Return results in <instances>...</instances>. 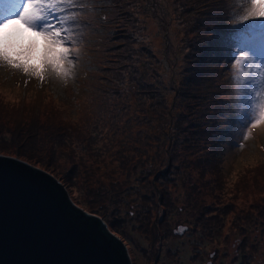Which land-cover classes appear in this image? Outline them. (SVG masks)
<instances>
[{
  "label": "rangeland",
  "instance_id": "1",
  "mask_svg": "<svg viewBox=\"0 0 264 264\" xmlns=\"http://www.w3.org/2000/svg\"><path fill=\"white\" fill-rule=\"evenodd\" d=\"M196 1L204 9L180 23L177 3L195 8ZM79 2L75 18L87 26L76 37L78 59L67 76L41 83L0 68V155L50 170L73 204L88 213L98 209L131 264H264V127L243 148L236 147L235 113L223 105L231 87L224 81L231 72L221 46L231 31L224 0ZM209 43L215 58L212 82L201 76L200 62L195 67L196 57L186 59L191 50L195 56L201 50L200 59ZM203 59L207 62V56ZM121 63L127 65L125 79L109 84L107 78ZM172 77L179 86L190 82L214 91L207 100L187 99L189 108L177 101L180 116L187 115L177 122L183 130L196 134L213 116L214 144L199 142L198 135L191 136V147L176 141L170 173L162 178L160 165L168 158L160 153L165 147L158 140L157 115L164 105L150 103L158 99L152 86L158 82L170 107ZM68 144L79 169L74 186L59 167L72 159ZM88 171L90 181L81 183ZM89 188L107 191L110 199L94 201ZM181 226L188 231L175 234Z\"/></svg>",
  "mask_w": 264,
  "mask_h": 264
},
{
  "label": "snow or ice",
  "instance_id": "2",
  "mask_svg": "<svg viewBox=\"0 0 264 264\" xmlns=\"http://www.w3.org/2000/svg\"><path fill=\"white\" fill-rule=\"evenodd\" d=\"M224 3L231 31L221 46L230 63L236 147L243 148L255 130L264 127V0ZM79 4V0H0V68L41 83L67 76L69 65L78 59L73 54L76 37L87 26L75 18ZM187 231L181 226L175 234Z\"/></svg>",
  "mask_w": 264,
  "mask_h": 264
},
{
  "label": "water",
  "instance_id": "3",
  "mask_svg": "<svg viewBox=\"0 0 264 264\" xmlns=\"http://www.w3.org/2000/svg\"><path fill=\"white\" fill-rule=\"evenodd\" d=\"M0 157V264H131L121 240L53 176Z\"/></svg>",
  "mask_w": 264,
  "mask_h": 264
},
{
  "label": "trees",
  "instance_id": "4",
  "mask_svg": "<svg viewBox=\"0 0 264 264\" xmlns=\"http://www.w3.org/2000/svg\"><path fill=\"white\" fill-rule=\"evenodd\" d=\"M196 3H197V1L193 2L195 8L187 7V4L183 3V2L182 3L181 2L177 3V7H176L177 11L179 10V13H181L179 15L180 17H179V20H178V21H180V23H181V20H183L184 18L185 19L182 21V23H185L186 21H189V19H187L186 16H192V17L195 16L196 17V14H198V11H200L201 9H204V8L197 7ZM197 9H198V11H197ZM206 20H207V23H209L210 18H208ZM193 25H194L195 29L197 28V31L200 30L198 25H196V26H195V24H193ZM209 27L207 26L206 28H209ZM224 28H225V26H224ZM200 32H201V30H200ZM207 34H209V32H207ZM201 39H202V37H201ZM202 41H203L202 44H204L205 41L203 39H202ZM169 44L170 43H167V45H166L167 47L166 48L169 47ZM202 49H203V51L206 52V54L203 55V56H207V59H206L207 62L203 59V56H201L200 59H199V57H197L201 53V50H197L196 51V53H197L196 56L192 54L193 50H191L186 55V59L189 62V58L196 57L197 60H196V63H195V67L197 68L198 64L200 62V65H202V68L199 69L200 71L202 70V72L199 71L201 76L204 77L205 81H209V82L211 81L212 82V76H211L212 70H210V66L215 61V58H214V55H213L214 54L213 53V48L210 46V43H209V44L204 45L202 47ZM119 60H121V59H119ZM156 63H159V62L158 61L154 62V64L157 66ZM130 65H132V64H130ZM164 65L165 66L167 65L165 63V61H164ZM125 66H127V65L121 63V65H119L116 69L114 68L115 72H113V74L112 73L110 74V72H109L111 77L107 78V82L109 84H111L110 80L115 79L118 82V80L122 81L123 79H125V75H126ZM93 69H96L97 71H101L102 72V69H100L98 67L94 66ZM173 69L174 68H172V72H173ZM114 73H116V74H114ZM113 75H114V78L112 77ZM176 75H177V73H176ZM130 76H131V74H130ZM181 79H183V77ZM229 80H230V77L228 78V80L224 79V81H226L227 83L230 82ZM134 81H135V79H134ZM176 81L177 80H174L173 77L171 78V85L170 86L173 87V88L171 87V90L175 93V97L171 101L170 107H169V105L165 104V101H164L165 98H164V95H163L162 92H163V89H165V88L164 87L162 88L161 84H159L158 82L153 83V85L151 84L153 86V92L156 93L155 96L158 99L154 100V102H151L150 105L153 106V107L156 105L158 108H159L160 104L164 105L163 109L157 115L158 116V120H160L158 122V125H159L158 126L159 127L158 131L160 132L159 133L160 137L158 138V140H160L163 143V148L165 147L163 150H160V153L164 154L168 158V161L166 162V164L160 165L161 166V168L159 169L160 170V177H162V178H166L164 175L168 176V174L170 173L169 172L171 170L170 167H172L171 159L174 157V153L176 152V151L173 150L174 145H177V144L180 143L183 147H191L192 145H195V144H193V141H191L192 140L191 136H195V135H198V139H196V140H198L199 142L202 141V140L203 141L205 140V142H208V144L211 145L209 143V141L211 140L213 142V144H214V140L211 138V134H212L213 130H215L214 122H212L213 116L210 117V120L207 123H205L203 126H201V127H197V126L194 125L198 129V132L196 134H194L192 131H189L185 127L184 129L187 131L186 132L185 130H183L182 126L179 123H177L181 116L182 117H184V116L187 117V115L186 114H182V112H180L181 116L178 113V111H177V109H178L177 101L178 100L186 101L185 103H182V102L181 103L185 107L189 108L190 106H192V105H190V101H188L189 99H191V100L195 99L196 101H200L202 99L207 100L208 97H210L212 94H213V97L215 96L214 91H208L210 89V86H208V89H204V88H199L198 84H196V85L193 84L192 85V84H190V82H188V83L185 82L186 85H187V88H185V84L184 83H181V85L179 86V81L180 80L177 81V82ZM130 83H132V82L130 81L129 84ZM154 85L157 86V88H154ZM192 86H193V88H192ZM211 86H212V83H211ZM196 106L200 107V109L206 110L207 112L211 111L209 109L207 110V107H206L207 105L206 106L203 105L202 102H198V104ZM212 110L214 111L215 109H212ZM202 116L206 117L204 115H202ZM162 118L165 121L164 125H163V119ZM148 121H150V119ZM217 128H218V126H217ZM90 136L91 135H88L87 138H90ZM92 137L93 136H91L90 139H92ZM176 141H179V143L176 142ZM68 146H69V149H70V158H72V153L75 152V149L73 147H71L69 144H68ZM51 147H52V150H53V142H52V146ZM204 147H207V145H205ZM63 155H65L64 152H60L59 153V156H63ZM17 159H19V158H17ZM19 160H21V159H19ZM22 161L26 162L25 160H22ZM26 163L28 164L29 162H26ZM29 164L32 165L31 163H29ZM66 164L67 165H64V164L63 165H59V167L63 168L61 170V172H63V173L65 172L64 173V177L71 181V182H69V184L74 186V184L72 182L77 184L78 183V179H79L78 164H77L76 161L74 162L73 158L71 160L68 159V161H66ZM38 169H42V170L46 171L47 173H49L51 176H53L56 179V177L51 173L50 170L42 168V167H39ZM87 173H88V175H87L86 180L84 178H82L81 179V183L82 182H87V180H89V173L90 172L88 171ZM156 180H157V178L153 179L154 183H153L152 187L155 186L154 184H155ZM95 181H93L92 183H94ZM148 182H150V181H148ZM61 185L64 187V184L61 183ZM80 186L83 187V185H81V184H80ZM153 189H154L153 190L154 192L155 191L157 192V190L154 187H153ZM90 190H91V193H89V197L91 199H93L94 201H100V200L101 201H107V200L110 199V197H108L107 191L103 192V191H100L99 189H95V188L94 189L89 188L88 191H90ZM88 191H87V195H88ZM87 202L90 203V200L88 199ZM92 211L97 214L98 209H93L92 208ZM89 213H91V211ZM99 218L104 220L103 217H99Z\"/></svg>",
  "mask_w": 264,
  "mask_h": 264
}]
</instances>
